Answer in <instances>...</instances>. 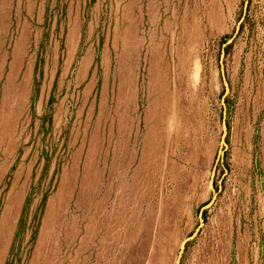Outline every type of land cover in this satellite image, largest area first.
<instances>
[{
	"label": "rangeland",
	"instance_id": "1",
	"mask_svg": "<svg viewBox=\"0 0 264 264\" xmlns=\"http://www.w3.org/2000/svg\"><path fill=\"white\" fill-rule=\"evenodd\" d=\"M178 260L264 264V0H0V264Z\"/></svg>",
	"mask_w": 264,
	"mask_h": 264
},
{
	"label": "water",
	"instance_id": "2",
	"mask_svg": "<svg viewBox=\"0 0 264 264\" xmlns=\"http://www.w3.org/2000/svg\"><path fill=\"white\" fill-rule=\"evenodd\" d=\"M186 240H189V239H186ZM179 259H180V258H179ZM177 264H179V260H178Z\"/></svg>",
	"mask_w": 264,
	"mask_h": 264
}]
</instances>
